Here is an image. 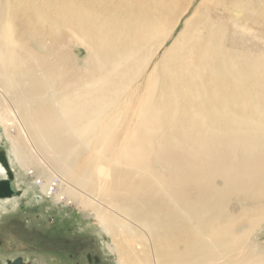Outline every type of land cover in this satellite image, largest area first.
<instances>
[{"label":"bare ground","instance_id":"bare-ground-1","mask_svg":"<svg viewBox=\"0 0 264 264\" xmlns=\"http://www.w3.org/2000/svg\"><path fill=\"white\" fill-rule=\"evenodd\" d=\"M192 1L155 13L130 0H0V125L11 160L40 180L41 198L94 216L116 264H206L203 245L264 219V204L236 223L202 215L206 191L264 200V64L229 54L222 28L207 34L222 26L213 0L154 61ZM75 43L88 52L80 68ZM0 203L14 209L16 199Z\"/></svg>","mask_w":264,"mask_h":264},{"label":"rangeland","instance_id":"rangeland-1","mask_svg":"<svg viewBox=\"0 0 264 264\" xmlns=\"http://www.w3.org/2000/svg\"><path fill=\"white\" fill-rule=\"evenodd\" d=\"M130 1L142 10H150L155 13L169 10L166 5L170 2H173L175 7L189 3V0ZM201 1L193 0L191 2L193 4L179 18L180 20L171 36L164 42L163 48H160L156 53L154 61L160 60L163 49L169 47L181 31L184 22L192 17L194 10L198 8ZM32 2L37 4L38 0H32ZM211 2L217 7H212L211 13L221 16L223 19L220 20L224 24L220 20L214 21V24L220 22L219 24L222 26L210 28L207 34L215 31V28H222L220 31H215V33L219 36L223 30L225 31L223 34L225 37L224 46L229 54L232 53L234 56L250 54L251 59L254 57L261 59L260 63L264 64V0H240L239 5L242 6L222 2L220 6L216 3V0ZM209 4V0H206L204 6L208 7ZM205 12L207 10L201 7L199 17ZM70 46L69 43L68 48ZM70 50H73L72 56L78 60L77 67H82L81 62L88 56L87 50L77 43ZM129 89L131 91L127 96L133 92V86L131 85ZM140 103H142V99ZM132 121L133 117L131 119L126 117V125ZM9 148L10 146L3 135V128L0 125V149L5 152V157L9 159V167L13 176L16 177L18 187L24 191L22 199H16L14 209L13 207L8 208L9 206L4 208L1 205L0 235L4 234L9 243L2 250L5 255L0 253V264H6L7 259H11L16 255H21L26 264H65L73 262V260H77L79 264H86L85 255L87 253L97 256L100 260L98 264H116V256L111 254L112 252L108 247L110 238L97 226L95 222L97 220L88 211H82L78 209L76 204L67 203L66 200L53 203L50 199H46L42 204L35 202L34 197L40 194L37 191L38 189L35 190L34 187L39 185L40 180L38 182L37 178L30 176V173H27L26 176L21 174L19 166L11 160L12 156L9 154ZM35 181L37 184L35 183L33 186L32 184ZM214 184L219 188L223 187V182L219 178L216 179ZM54 189L56 190V186H53ZM190 192L193 193V190L190 189ZM205 197H208L211 202L208 208L205 202L203 203L202 215L211 224H214V222L218 224H224V222L236 223L234 221L236 218L242 220L245 212L255 213L258 211V205L264 204L261 194L253 195L250 193L249 198L234 196L233 199L223 200L221 197L215 199L213 193L206 191ZM19 204H24L25 208L19 210ZM31 209L36 211L31 212ZM187 214L190 221L192 220L191 216L199 219L201 215L198 207L188 211ZM244 232L247 233L243 237H239ZM41 238H44L43 247L39 246L36 241ZM209 241L210 239L207 238L206 242ZM222 242L223 244L219 247L210 244L203 245L208 255L206 258L208 262L205 261L206 264H238L240 262L247 264L246 262L254 263V261L256 263L258 261L257 264H264V219L254 226L247 220L241 221L233 234L229 238L225 237ZM133 246L137 250L141 248L139 243ZM74 251H76V254L72 255ZM70 255H72L71 258ZM142 262L143 264H149L146 260Z\"/></svg>","mask_w":264,"mask_h":264},{"label":"flooded vegetation","instance_id":"flooded-vegetation-1","mask_svg":"<svg viewBox=\"0 0 264 264\" xmlns=\"http://www.w3.org/2000/svg\"><path fill=\"white\" fill-rule=\"evenodd\" d=\"M0 167L3 168L1 165H0ZM3 170H4V168H3ZM9 170H10V168H9ZM4 172H5V170H4ZM10 172H11V170H10ZM6 179H7L6 172L4 173V176L3 175H0V181L6 180ZM13 184H14V176H13ZM14 187H15V185H14ZM15 189H16V191H19V195H17V196L14 195L11 198H3V199H0V201H3L4 199H12V198L13 199H17L18 198V200L19 199H22V192L23 191L19 187H15ZM32 197H34V195H32ZM42 199H44V198H41L40 195L34 197L35 202L38 203V204L39 203L42 204L44 202L45 199L44 200H42ZM18 207H19L18 208L19 210L25 208L24 207V204H19ZM35 211H36L35 209H31V212H35ZM43 239L44 238H41V239H37L36 240L37 243H38V245L41 246V247L44 246ZM8 243H9L8 242V239L4 236V234L0 235V253L1 254L5 255L4 254V251H2V250L5 247L8 246ZM74 254H76V251H74L72 255H74ZM72 255H70V258L72 257ZM99 261L100 260L98 259L97 256H94V255H92L90 253H87L85 255V263L86 264H98ZM6 264H26V263L24 262L23 257L21 255H16V256L12 257L11 259H7L6 260ZM65 264H79V263L77 262V260H73V262H69V263H65Z\"/></svg>","mask_w":264,"mask_h":264},{"label":"water","instance_id":"water-1","mask_svg":"<svg viewBox=\"0 0 264 264\" xmlns=\"http://www.w3.org/2000/svg\"><path fill=\"white\" fill-rule=\"evenodd\" d=\"M0 164L4 167L7 176L6 180L0 181V199L19 195V191H16L14 187L13 175L8 168V163L2 150H0Z\"/></svg>","mask_w":264,"mask_h":264}]
</instances>
